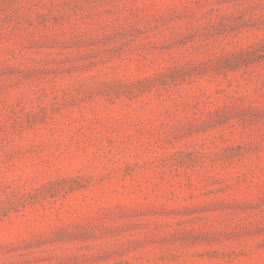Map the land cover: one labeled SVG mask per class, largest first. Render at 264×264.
Masks as SVG:
<instances>
[{
    "label": "rangeland",
    "instance_id": "rangeland-1",
    "mask_svg": "<svg viewBox=\"0 0 264 264\" xmlns=\"http://www.w3.org/2000/svg\"><path fill=\"white\" fill-rule=\"evenodd\" d=\"M0 264H264V0H0Z\"/></svg>",
    "mask_w": 264,
    "mask_h": 264
}]
</instances>
